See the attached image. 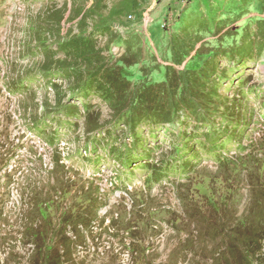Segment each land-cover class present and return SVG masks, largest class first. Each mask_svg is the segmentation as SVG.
Returning <instances> with one entry per match:
<instances>
[{"label": "rangeland", "instance_id": "obj_1", "mask_svg": "<svg viewBox=\"0 0 264 264\" xmlns=\"http://www.w3.org/2000/svg\"><path fill=\"white\" fill-rule=\"evenodd\" d=\"M152 1L157 43L123 0H0V264H264V0ZM197 50L218 79L171 123L80 92Z\"/></svg>", "mask_w": 264, "mask_h": 264}, {"label": "trees", "instance_id": "obj_2", "mask_svg": "<svg viewBox=\"0 0 264 264\" xmlns=\"http://www.w3.org/2000/svg\"><path fill=\"white\" fill-rule=\"evenodd\" d=\"M209 57L211 55L207 53L206 58ZM140 62H130L121 56L115 63L96 65L93 74H90L88 79H84L81 83L83 89L80 92L88 90L94 83L90 82V78L98 73V79L95 80L96 86L99 90L104 87L101 90L106 100L118 104L116 108L120 111L119 119L130 132L135 129L133 124H138L142 119L153 120V122L159 120L164 124L167 118L171 123L177 112H180L181 116L192 113L191 109L195 106L194 103L200 98L201 82H211L213 81L211 76L214 75V78L217 76L213 69L207 70L205 73L206 59L203 60V53L199 50L186 61L180 70L165 65H154L151 77L152 74H155V77L148 81H144L142 69L139 67ZM176 62L179 63V60ZM132 66L137 69L138 77L135 81L130 79L126 73L128 67ZM208 73L210 74L207 75ZM216 78L218 79V77ZM137 80L139 82H136ZM157 105L160 108L154 112V106ZM200 113L202 121L207 116V121L204 122L206 125H211L210 113H205L204 110ZM46 207L48 205L44 207L41 202L38 203L35 214L44 218ZM35 235L37 234L35 233Z\"/></svg>", "mask_w": 264, "mask_h": 264}, {"label": "crops", "instance_id": "obj_3", "mask_svg": "<svg viewBox=\"0 0 264 264\" xmlns=\"http://www.w3.org/2000/svg\"><path fill=\"white\" fill-rule=\"evenodd\" d=\"M126 1L125 2V6H128L131 9V12H133V14H126L127 18L129 19H136L137 16H142V22L141 24L139 23L138 25H135V27L133 28L134 32H138L139 29L142 27L147 30L148 32V36H147V42L149 43H157L158 40H161L162 38H165L164 34V30H162L157 22H155V19L153 17L159 15V12L161 11V9H157V8H153L152 5H149L147 7H143L142 8V1L143 0H123ZM187 6L183 7V8H175V10L177 12H179V10L181 9V11L183 13H186L187 11L191 10L189 5H192V0H187ZM154 3V0L152 1V4ZM83 9L80 13V16L84 13ZM159 10V11H156ZM158 12V13H157ZM128 15L130 17H128ZM145 16H148L147 19L145 18ZM137 22V21H136ZM135 22V24H136ZM155 37H157L158 39H156Z\"/></svg>", "mask_w": 264, "mask_h": 264}, {"label": "built area", "instance_id": "obj_4", "mask_svg": "<svg viewBox=\"0 0 264 264\" xmlns=\"http://www.w3.org/2000/svg\"><path fill=\"white\" fill-rule=\"evenodd\" d=\"M128 17H130V16L128 15Z\"/></svg>", "mask_w": 264, "mask_h": 264}]
</instances>
